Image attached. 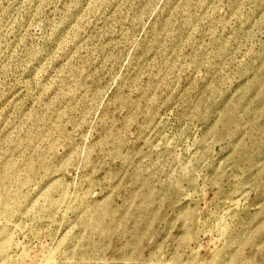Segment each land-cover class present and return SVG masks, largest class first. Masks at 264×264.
Masks as SVG:
<instances>
[{"label":"rangeland","instance_id":"rangeland-1","mask_svg":"<svg viewBox=\"0 0 264 264\" xmlns=\"http://www.w3.org/2000/svg\"><path fill=\"white\" fill-rule=\"evenodd\" d=\"M51 254L264 264V0H0V264Z\"/></svg>","mask_w":264,"mask_h":264},{"label":"bare ground","instance_id":"bare-ground-1","mask_svg":"<svg viewBox=\"0 0 264 264\" xmlns=\"http://www.w3.org/2000/svg\"><path fill=\"white\" fill-rule=\"evenodd\" d=\"M64 243H67L66 241H63ZM61 244H62V242H61ZM63 246L65 245V244H62ZM62 246V247H63ZM61 248V247H60ZM58 249V248H57ZM60 249H58V251H59ZM54 256H56V255H49V256H44V258H43V260L41 261V264H57L56 263V257H54ZM27 257H28V254H27V252H25V254L23 255V259L22 260H26L27 259Z\"/></svg>","mask_w":264,"mask_h":264}]
</instances>
